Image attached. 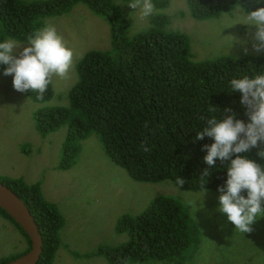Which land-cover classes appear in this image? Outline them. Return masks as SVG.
Listing matches in <instances>:
<instances>
[{
    "label": "trees",
    "instance_id": "1",
    "mask_svg": "<svg viewBox=\"0 0 264 264\" xmlns=\"http://www.w3.org/2000/svg\"><path fill=\"white\" fill-rule=\"evenodd\" d=\"M117 0H0V41L26 40L27 35L44 26L43 18L68 13L78 3L103 17L110 29V47L85 52L75 64L77 79L69 89L67 105H43L34 113L39 134L66 125L62 157L57 165L66 170L74 164L81 140L95 133L106 157L126 170L137 181L168 180L176 187L180 177L182 190L200 191V175L208 169L204 188L218 191L227 179L228 161L216 160L209 167L202 145L213 143L196 132L206 126L201 116L222 119L230 108L237 119L249 122L241 104V93L231 90L233 78L264 74V56L221 55L193 61L189 37L178 30H166L170 0H153L156 11L150 24L128 36L129 20ZM130 2V0H122ZM195 19L218 17L236 8L254 10L264 0H186ZM27 41V40H26ZM4 65H0V73ZM34 102L43 103L53 96L51 84L43 99L25 92ZM216 107L217 112L210 111ZM150 151H143L141 145ZM264 148V144H259ZM257 148L246 155L264 165L256 156ZM0 182L12 189L30 209L42 236V252L36 264H52L61 245L60 230L65 223L58 206L45 199L39 182L26 183L21 177L0 176ZM242 195L247 196L246 192ZM208 209V208H207ZM0 215L9 219L30 240L15 220L0 207ZM197 219L189 207L170 196L159 195L137 215L123 214L116 223L117 233H127L126 241L99 245L92 252L72 255L102 256L110 264H186L199 250L201 234ZM264 225V222H261ZM259 238V237H258Z\"/></svg>",
    "mask_w": 264,
    "mask_h": 264
},
{
    "label": "rangeland",
    "instance_id": "2",
    "mask_svg": "<svg viewBox=\"0 0 264 264\" xmlns=\"http://www.w3.org/2000/svg\"><path fill=\"white\" fill-rule=\"evenodd\" d=\"M116 2L129 20L128 36L148 27L150 16L142 18L139 8L133 10L126 1ZM162 11L170 17L166 30L188 35L193 61L221 55L264 56V50L256 54L252 49L255 28L241 23L244 13L240 7L231 14L222 12L218 17L195 19L186 0H170L168 8ZM43 22L44 26L54 25L73 50V68L66 78L53 77V96L43 103L16 91L12 76L0 73V176L21 177L29 184L39 182L45 199L54 202L64 216L60 230L62 243L52 264H110L102 256L76 257L71 251L85 254L99 245L126 241L127 233L115 231L117 220L125 213L137 215L159 195L170 196L189 207L190 214L197 219L201 234L199 250L186 264H264V225H261L264 217L254 222L251 232L241 233L217 210L219 191L206 190L202 197L201 190H177L168 180H134L106 157L95 133L81 140L80 152L70 168H57L67 126L43 136L36 129L34 113L43 105L68 104V91L77 79L76 62L88 50L109 49L110 29L103 17L82 3L74 5L68 13L44 17ZM27 243L14 223L0 215V260L22 252Z\"/></svg>",
    "mask_w": 264,
    "mask_h": 264
},
{
    "label": "clouds",
    "instance_id": "3",
    "mask_svg": "<svg viewBox=\"0 0 264 264\" xmlns=\"http://www.w3.org/2000/svg\"><path fill=\"white\" fill-rule=\"evenodd\" d=\"M255 2L259 3V0ZM127 4L133 10L139 8L142 18L151 16L156 9L153 0H130ZM242 11L244 19L237 22L254 26L252 49L260 54L264 50V7ZM26 40L23 45L11 37L0 41V65L5 66L3 75L12 76V86L16 91L35 92L37 99H43L54 76L68 77L73 68L74 52L51 24L27 35ZM244 51L247 53L248 49L245 47ZM230 85L231 90L242 94L240 102L246 109L249 122L237 119L232 110L226 108L224 111L227 114L222 119L216 115L210 118L201 116L206 126L196 132V138H213L214 142L210 145H202L206 149L203 159L209 167L217 159L228 161L227 179L224 186L218 187L217 210L226 215L236 230L246 233L253 230L252 225L258 218L264 217V165L246 155L257 148L256 156L264 160V148L258 147L264 144V74L233 78ZM210 111L217 112V108L213 107ZM141 148L145 152L150 151L146 145L142 144ZM209 174L205 169L200 175L202 197ZM184 183V179L177 177V190ZM243 192L247 196L242 195ZM190 203L194 211V201Z\"/></svg>",
    "mask_w": 264,
    "mask_h": 264
},
{
    "label": "water",
    "instance_id": "4",
    "mask_svg": "<svg viewBox=\"0 0 264 264\" xmlns=\"http://www.w3.org/2000/svg\"><path fill=\"white\" fill-rule=\"evenodd\" d=\"M0 207L17 222L30 240V248L26 252L3 264H36L43 245L38 225L22 199L2 182H0Z\"/></svg>",
    "mask_w": 264,
    "mask_h": 264
}]
</instances>
